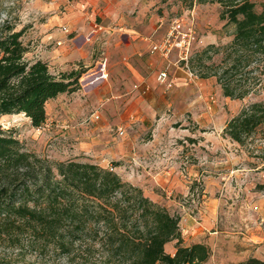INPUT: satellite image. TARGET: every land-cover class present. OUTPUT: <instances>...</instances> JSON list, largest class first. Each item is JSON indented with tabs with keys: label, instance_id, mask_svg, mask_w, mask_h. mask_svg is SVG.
I'll return each instance as SVG.
<instances>
[{
	"label": "rangeland",
	"instance_id": "1",
	"mask_svg": "<svg viewBox=\"0 0 264 264\" xmlns=\"http://www.w3.org/2000/svg\"><path fill=\"white\" fill-rule=\"evenodd\" d=\"M253 1L261 12L264 0ZM88 7L100 9L90 14L97 22L116 21L120 14L152 21L151 56L142 65L139 88L129 79L124 55L109 59L105 80L90 85L92 77H86L101 75L93 68L105 58L100 40L88 59L74 60L78 67L71 60L61 62L65 47L82 52L72 40L80 28L71 29L64 20L84 17L80 10ZM223 11L218 2L191 7V0H0V23L10 21L15 30L25 29L22 39L30 47L29 59L44 60L55 74L85 71L77 90L47 103L42 126H33L20 113L2 116L3 128L12 130L28 151L40 157L90 161L112 169L180 215L181 221L188 217L189 226L201 228L202 234L181 228L184 243L208 244L211 264H231L257 255L264 260V129L259 127L244 143L225 133L227 123L244 107L264 100V93L244 99L226 97L216 78L199 77L188 62L212 41L225 45L233 40L235 26H225ZM176 20L182 21L181 31L194 32L186 57L179 48L168 56L156 49L169 37ZM164 70L171 83L159 81ZM141 87L149 88L144 92ZM97 109L101 119L89 121ZM119 129L124 135H119ZM250 226H260V240L243 244V229ZM175 245L176 241L168 243L167 252L174 254ZM0 263L79 264L52 248L31 247L28 235L18 245L8 235L0 238Z\"/></svg>",
	"mask_w": 264,
	"mask_h": 264
},
{
	"label": "trees",
	"instance_id": "2",
	"mask_svg": "<svg viewBox=\"0 0 264 264\" xmlns=\"http://www.w3.org/2000/svg\"><path fill=\"white\" fill-rule=\"evenodd\" d=\"M205 2L224 7L221 19L235 26L234 38L191 57L192 69L201 78H216L226 97L264 93V3L261 12L253 0H191V7ZM24 33L10 21L0 23V119L22 113L40 127L47 120V103L77 90L85 71L55 74L44 60L29 59ZM259 127L264 129V100L244 107L225 133L244 143ZM180 223V215L114 170L90 161L40 157L0 122V238L8 235L18 245L28 235L31 247L52 248L79 264L207 263L211 247L186 245ZM172 241L174 254L166 250ZM231 264L264 260L253 256Z\"/></svg>",
	"mask_w": 264,
	"mask_h": 264
},
{
	"label": "crops",
	"instance_id": "3",
	"mask_svg": "<svg viewBox=\"0 0 264 264\" xmlns=\"http://www.w3.org/2000/svg\"><path fill=\"white\" fill-rule=\"evenodd\" d=\"M79 10L80 9H78V11ZM96 10L100 11V9H97V7H88L85 10L88 12L80 10L81 14H83L84 17H71L69 20L67 18L66 20H64L66 23H69L68 26H70L71 29L78 27L80 28L79 34L72 40L77 42L82 52H76L75 48L72 46L65 47L61 49V52H65L63 54V59H61V62H65L63 60H71V62H73V65L78 67L74 60H76L79 56H85V58L88 59L91 54L93 45L97 40H100V50L103 54H105V58H102L101 61H98L96 67L93 68H97L95 71L99 70L101 75L95 77L94 75L89 76L88 78L92 77L90 85H98L103 80H105L106 74L104 72L107 71L109 59L112 61L114 57L124 55L126 58L124 62L130 69L128 71V74L130 76L129 79L131 83H135V88H139L142 85V83H139L142 82V65L147 64L146 61H148L150 55L149 50L151 46L148 41L151 35L152 21L130 20L124 18V14H120L115 17L116 21L103 20L97 22L90 17V14H96ZM214 42L215 41H212L210 42V44H215ZM106 55H108V58L106 57ZM138 56L144 57L138 58ZM141 59H143L144 61L141 62ZM103 61L105 62V64ZM141 88L144 89V87ZM148 88L149 87H146V89H144L143 91L145 92ZM59 96L60 94L58 95V97ZM54 99L56 98H53L50 101ZM189 221L190 220H188V217H182V221L180 223V225L182 224L181 228H183L184 231H187L186 228H188L190 232L194 231V233L196 234H202L201 228L197 227L196 225L190 227ZM242 235V241L244 242H242L243 244L254 242L255 239L260 240V226L245 227L243 229ZM255 257L260 258V255H257ZM205 264H211V262L208 261Z\"/></svg>",
	"mask_w": 264,
	"mask_h": 264
},
{
	"label": "built area",
	"instance_id": "4",
	"mask_svg": "<svg viewBox=\"0 0 264 264\" xmlns=\"http://www.w3.org/2000/svg\"><path fill=\"white\" fill-rule=\"evenodd\" d=\"M181 22V20H176L169 37L166 38L163 43L156 44V49L160 51L161 54L168 56L174 48H179V50H183L184 52L182 51V53H185V57L189 54L192 42L194 40V32L192 30H190L189 32L181 31ZM185 57H183V59H187ZM158 79L161 82L171 83L169 81V74L166 70L161 71L159 73ZM101 116L102 114L100 110L97 109L93 112V114L88 120L92 122H97L101 119ZM124 132L125 131L123 129H119V135H124Z\"/></svg>",
	"mask_w": 264,
	"mask_h": 264
},
{
	"label": "bare ground",
	"instance_id": "5",
	"mask_svg": "<svg viewBox=\"0 0 264 264\" xmlns=\"http://www.w3.org/2000/svg\"><path fill=\"white\" fill-rule=\"evenodd\" d=\"M93 75V74H92ZM86 78H88V77H86Z\"/></svg>",
	"mask_w": 264,
	"mask_h": 264
}]
</instances>
